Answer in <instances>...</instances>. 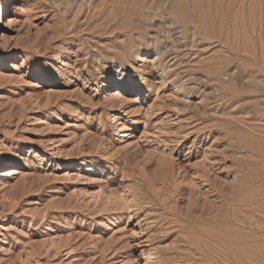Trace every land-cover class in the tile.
Instances as JSON below:
<instances>
[{
	"label": "rangeland",
	"instance_id": "1",
	"mask_svg": "<svg viewBox=\"0 0 264 264\" xmlns=\"http://www.w3.org/2000/svg\"><path fill=\"white\" fill-rule=\"evenodd\" d=\"M182 1L0 0V264H264V0Z\"/></svg>",
	"mask_w": 264,
	"mask_h": 264
},
{
	"label": "bare ground",
	"instance_id": "2",
	"mask_svg": "<svg viewBox=\"0 0 264 264\" xmlns=\"http://www.w3.org/2000/svg\"><path fill=\"white\" fill-rule=\"evenodd\" d=\"M151 1H153V0H151ZM181 1L182 0H177V4L176 3H174L173 2V4H171L172 6H171V9H173L174 11L176 10V11H178V12H180V11H182L181 10V8H182V6H183V3H181ZM184 1H186V0H183L182 2H184ZM255 1V0H254ZM8 2H10L11 3V0H4V6H6L7 4H8ZM133 2H135V1H133ZM156 2V1H155ZM166 2H167V0H166ZM255 2H257V1H255ZM136 3V2H135ZM182 4V6H181V4ZM259 3V2H258ZM139 4V3H138ZM141 4V3H140ZM151 4V3H150ZM261 5H262V3H260ZM259 4V5H260ZM135 5V4H134ZM142 5H143V3H142ZM152 5V4H151ZM146 8V7H145ZM169 8V7H168ZM260 8H262V7H260ZM139 9V8H138ZM141 9V8H140ZM147 10H151V12H152V7H150V5L149 6H147V8H146ZM259 9V8H258ZM142 10V9H141ZM140 10V11H141ZM261 10H263V9H261ZM132 11V10H131ZM139 10H137L136 11V14L135 15H137V17H141V16H143L144 14H145V12H144V10H142V12H140ZM146 11V10H145ZM171 11V10H170ZM259 12H261L260 11V9L258 10ZM173 12V11H172ZM147 13H149V11L147 12ZM173 13H175V12H173ZM177 13V12H176ZM133 14V13H132ZM262 14V13H261ZM177 15H178V13H177ZM179 15H181V14H179ZM184 15V12H182V15H181V17ZM150 16V15H149ZM186 16V15H185ZM183 17V19H184V23L186 22V21H188V22H190L191 20H194L193 18L190 20V16L189 17ZM188 16V15H187ZM253 16H254V14H253ZM263 16V15H262ZM148 17V16H147ZM180 17V18H181ZM260 17V16H259ZM201 19V18H200ZM205 20V19H204ZM207 20V19H206ZM127 21V20H126ZM181 21H183V20H181ZM254 21V20H253ZM187 22V23H188ZM10 23H12V20H11V18L10 17H8V22L5 24V27L6 26H8ZM120 23V22H119ZM183 23V22H182ZM255 23V22H254ZM122 24V23H121ZM206 24V23H205ZM260 24V23H259ZM125 25V24H124ZM202 25H203V23H202ZM255 25V24H254ZM254 27V26H253ZM264 29V28H263ZM261 35V34H260ZM151 37V36H150ZM154 37V36H153ZM260 37V36H259ZM258 38V37H257ZM261 39V38H260ZM155 41H156V39H154ZM253 43H255V41L253 42ZM262 43H263V41H262ZM260 44V43H259ZM263 46V45H262ZM264 47V46H263ZM124 48H126L125 47V45H124ZM254 50V49H253ZM263 51V50H262ZM121 52V51H120ZM137 53V52H136ZM125 54H129V52H128V50L126 49L124 52H123V55H125ZM255 55V54H254ZM128 58H129V56H128ZM127 58V59H128ZM262 59V58H261ZM161 62V61H160ZM158 63V62H157ZM152 64L153 66V68H152V70H155V71H158V70H161V66L160 65H158V64ZM165 72V69H163L162 70V73L161 74H163ZM160 73V72H159ZM160 75V74H159ZM157 76H158V74H157ZM47 75H45V74H41L40 76H39V78L42 80V81H45L46 79H47ZM109 79H111V80H113L112 79V77H110ZM115 79V78H114ZM116 80H120V81H123V79L120 77V76H117V79ZM154 84H156V86H155V88H159L160 86H158L157 84H160V82H159V80H155L154 81ZM221 85V84H220ZM221 87H223V86H221ZM237 88V87H236ZM138 89V92L139 93H142V89L141 88H137ZM229 89V88H228ZM227 89V90H228ZM230 90L232 91H230L231 92V94H232V96L233 97H237L238 96V94L237 93H234V90H232L231 88H230ZM236 91V90H235ZM262 93V92H261ZM230 94V95H231ZM111 95L112 96H114L115 98L114 99H116L117 98V100L118 101H120L121 100V98H122V96H120V95H122V93L120 92V91H115V93H111ZM249 96V95H248ZM113 100V99H112ZM236 102V101H235ZM234 102V103H235ZM236 104V103H235ZM231 107V106H230ZM256 110V109H255ZM259 113H260V111H258ZM262 113V112H261ZM259 117V116H258ZM2 161H4V160H2ZM11 162H14L13 160H11ZM12 164H14V163H12ZM15 165V164H14ZM13 165V166H14ZM19 173H21V172H19L18 171V169L16 168V167H12V168H10V169H8L7 171H5V173H2L1 175L3 176V178L4 179H6V178H10V177H12L13 175H15V174H19ZM245 186V185H244ZM251 187V186H250ZM258 193V192H257ZM252 194V193H251ZM231 195H233V194H231ZM256 195H258V194H256ZM254 196V195H253ZM223 198V197H222ZM257 198V197H256ZM256 198L255 197H251V198H248V199H240V200H238L237 199V201H234V202H229V204H230V206H232V207H230V208H232V210H230V211H233V213L231 212V214H233V215H231V217H234V220H239V221H241L242 220V223H243V220H244V218H243V216H242V214L243 213H241V212H245L246 214H247V211H248V208L246 209V207H248V206H250V205H252V204H254V201H256ZM236 200V199H235ZM226 203H227V201H226ZM260 205V204H259ZM240 209V210H239ZM251 209V208H250ZM241 211V212H240ZM249 211H251V210H249ZM253 211H255V209H253ZM252 212V211H251ZM244 213V214H245ZM241 214V215H240ZM248 214H250V212L248 213ZM252 217V216H251ZM233 221V220H232ZM231 221V222H232ZM238 222V221H237ZM236 223V222H235ZM240 223V222H239ZM238 223V224H239ZM246 225H245V227L247 226V224H248V226H250V227H252L253 228V223L252 222H248L247 220H246ZM245 223H243V224H245ZM216 224V223H215ZM243 224H242V228L244 229V227H243ZM213 225V224H212ZM239 226V225H238ZM237 228V227H236ZM242 228H240L241 230H242ZM247 228V227H246ZM251 228V229H252ZM230 229H231V227H230ZM239 229V228H238ZM248 229H250V228H248ZM242 231H244V230H242ZM246 231V230H245ZM250 231V230H249ZM223 233V232H222ZM224 233H226V232H224ZM250 233H251V231H250ZM246 234H248V231H247V233ZM213 235V234H212ZM229 235H230V233H229ZM232 235H234V234H231L230 235V237L232 236ZM252 235V234H251ZM250 235V236H251ZM216 236H219V235H217L216 234ZM216 236H214L215 238H216ZM225 235H223V237H224ZM236 236V235H235ZM253 236V235H252ZM251 236V237H252ZM221 237V236H220ZM226 237H228V235L226 236ZM250 237V239H252ZM218 238V237H217ZM232 238V237H231ZM231 238H227L228 240H230ZM233 238H235V237H233ZM232 238V239H233ZM240 238H241V236H240ZM243 238H247V237H243ZM225 240H226V238H225ZM235 240V242H237L236 241V239H234ZM234 240H231V242L232 241H234ZM237 240H240V239H237ZM242 240V239H241ZM246 240H248V241H250L249 239H245V241ZM241 242V241H240ZM228 243V242H227ZM242 243V242H241ZM245 244V243H244ZM248 244L250 245V243L248 242ZM248 244H246L247 246H248ZM232 245V244H231ZM237 245V244H236ZM243 245V244H242ZM221 246V245H220ZM224 248H226V249H228L227 247H225V245L223 246ZM243 247V246H242ZM215 249V248H214ZM222 249V248H221ZM225 250V249H224ZM229 250V249H228ZM223 251V250H222ZM232 251V250H231ZM237 251V250H236ZM235 251V252H236ZM217 252V251H216ZM226 252V251H225ZM227 252H229V251H227ZM226 252V253H227ZM249 252V251H248ZM230 253V252H229ZM250 254V253H249ZM248 254V256L247 255H243V256H245V259L244 258H242V257H239V258H233L231 255L229 256V258H231V261L232 262H242V261H245V260H249L250 259V262H251V260H252V258H253V256L251 257V254L249 255ZM151 255V254H150ZM151 257V256H150ZM228 258V259H229ZM249 258V259H248ZM203 259H205L206 260V258H203ZM207 260H209L208 258H207ZM210 261V260H209ZM154 262V261H153ZM208 262V261H207ZM210 263V262H209Z\"/></svg>",
	"mask_w": 264,
	"mask_h": 264
}]
</instances>
